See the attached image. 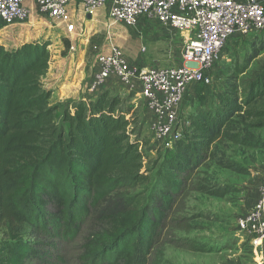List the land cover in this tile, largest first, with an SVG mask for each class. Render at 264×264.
Returning <instances> with one entry per match:
<instances>
[{"label":"trees","instance_id":"16d2710c","mask_svg":"<svg viewBox=\"0 0 264 264\" xmlns=\"http://www.w3.org/2000/svg\"><path fill=\"white\" fill-rule=\"evenodd\" d=\"M49 45L31 42L12 51L0 45V264H50L57 240L76 239L90 221L95 229L81 244L79 264H150L186 192L227 194L192 183L215 157L214 147L256 148V132L264 129V64L250 67L264 52V37L226 78L217 103L188 116L154 178L128 134L133 120L110 91L66 107L61 124L55 122L59 107L42 83ZM216 166L242 172L221 160ZM114 196L120 205H107ZM177 242L207 250L193 240Z\"/></svg>","mask_w":264,"mask_h":264},{"label":"rangeland","instance_id":"374dc122","mask_svg":"<svg viewBox=\"0 0 264 264\" xmlns=\"http://www.w3.org/2000/svg\"><path fill=\"white\" fill-rule=\"evenodd\" d=\"M94 18L95 21L88 23L82 15L73 16L70 24L74 26V30L68 33L64 25L51 22L36 12L23 24L8 29L4 35L0 34V43L9 51L25 43L50 42L47 47L51 55L50 69L42 83L45 89L52 87L54 95L50 102L52 106L59 107L55 113L57 124H61L63 110L73 105L68 104L72 103V100L66 101V98L73 95L66 94L60 98L56 95L58 90L55 89V84L52 85L57 79V87L61 86L65 90L63 82L66 84V81L82 78L79 71L83 67L92 68L97 56L109 53L112 47L117 48L123 58L133 66L175 65L181 59L185 43L191 37L190 32L160 26L155 21H143L134 28H128L112 21L107 11L96 13ZM263 37L264 34H251L226 44L211 72L210 86H197L190 90L176 108L180 131L188 116L199 106L210 109L217 103L216 99L226 78L234 74L236 65L242 64L260 48ZM142 47H145L144 54L141 53ZM263 64L264 52H259V56L251 63V71L254 72ZM110 80H114L118 88L110 91L111 95L120 98L127 118L133 120L128 134L132 141L141 146L144 171H149L154 178L162 159L172 147L154 143L146 122L150 115L139 96V82L132 80L126 84L115 76ZM82 92L81 89L78 96L76 94L73 97L82 99ZM57 99L61 100L57 102ZM256 133L260 140L255 149H246L230 143H221L214 147L215 157L208 166L199 170L192 183L211 190H225L227 194L218 198L198 191L186 192L170 217L171 224L163 231L159 243L152 251L150 264H254L249 245L236 231V219L251 211L259 198V194L254 196V185L249 183L250 177L258 178L264 174V129ZM218 160L233 164L242 172L221 170L216 166ZM263 185L264 181L259 190ZM152 187L153 183H150L146 197ZM120 203V197L114 196L107 205L112 204L115 207ZM147 204L152 206V200L149 199ZM94 224L90 221L76 239L57 240L54 248L50 250V264H79L81 244L88 232L95 229ZM2 234L1 229L0 241ZM178 240H193L196 244L204 245L207 250L201 253L180 248Z\"/></svg>","mask_w":264,"mask_h":264},{"label":"built area","instance_id":"2783aa9c","mask_svg":"<svg viewBox=\"0 0 264 264\" xmlns=\"http://www.w3.org/2000/svg\"><path fill=\"white\" fill-rule=\"evenodd\" d=\"M26 1L35 3L46 19L64 25L68 33L74 30L68 11L71 4L81 6L85 20L109 4V18L128 28L155 21L191 33L175 65L133 66L112 47L109 53L97 56L84 84L82 100L89 102L87 99L98 96L112 76L126 84L137 80L140 99L150 115L146 122L154 143L166 147H172L180 135L176 108L190 90L210 86L211 72L226 44L251 34H264V6L254 0H0V31L29 18ZM141 53H145V47ZM236 231L249 245L254 264H264V185L254 208L237 217Z\"/></svg>","mask_w":264,"mask_h":264},{"label":"crops","instance_id":"0c3cea01","mask_svg":"<svg viewBox=\"0 0 264 264\" xmlns=\"http://www.w3.org/2000/svg\"><path fill=\"white\" fill-rule=\"evenodd\" d=\"M239 1H251V0H239ZM254 1H257V2H259V3H261L263 6H264V0H254ZM25 6L26 7H28V9H29V16L31 15H34V14H36V12H38L37 11V7H36V5H35V3H33L32 1H26L25 3ZM109 8V4H107L106 6H104V7H100V8H98V9H96L95 10V12L93 13V15L90 17V16H88L87 18H86V21L88 22V23H91L92 21H95L94 19V15H96V13L97 14H101V13H105L106 11H107V9ZM68 11H69V14H70V17L72 18L73 16L74 17H81V15L83 16V10H82V8H81V6H79L78 4H71V5H69V7H68ZM21 24H23V23H21ZM21 24H16V25H14V26H12V27H16V26H19V25H21ZM12 27H8V28H4V29H2L1 31H0V34L1 35H4V33L8 30V29H10V28H12ZM1 45H3L2 43H0ZM4 46V45H3ZM20 47V46H19ZM14 49H16V48H14ZM6 50H7V48H6ZM11 50H13V49H11ZM10 50V51H11ZM9 51V50H8ZM50 69V68H49ZM91 71H92V68H87V67H83L79 72V75H80V77H82V78H80L79 80H72V81H66V84L63 82L62 84H64V87H65V90H63V88L61 87V86H59V87H57V82H58V79L55 81L56 83H53V85L52 86H54V84H55V89L56 90H58L57 91V96L60 98V97H62L63 95H66V94H70V95H76L77 94V96H78V94H79V92H80V90L82 89L83 90V92H84V84H85V82L90 78V76H91ZM48 72H49V70H48ZM47 75V74H46ZM53 80H55V79H53ZM72 85V86H71ZM116 88H117V86H116V82L114 81V80H108L106 83H105V85H104V88L102 89V91L100 92V94H102L103 92H105V91H115L116 90ZM118 89V88H117ZM46 90H50L51 92H52V87H48V89H46ZM82 92V93H83ZM99 94V95H100ZM54 95V93L52 92V96ZM55 95V96H56ZM69 97V98H66V101L67 100H72V103H70V102H68V104H74L75 102H79V101H82V99H83V97H82V99H81V97H77V99L76 98H74V97ZM74 99L76 100V101H74ZM59 100H61V99H57L56 101L57 102H59ZM87 101H90V99H87ZM94 101V100H93ZM261 175V174H260ZM264 174H262L261 176H259L258 178H252V177H250L249 178V183L250 184H252V185H254V187H253V194H254V196H256L257 194H260V190H259V188H260V186L262 185V182L264 181ZM259 197V196H258Z\"/></svg>","mask_w":264,"mask_h":264}]
</instances>
